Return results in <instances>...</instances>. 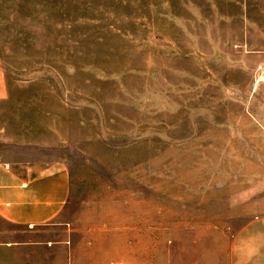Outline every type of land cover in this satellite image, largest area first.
Instances as JSON below:
<instances>
[{"label": "rangeland", "instance_id": "1", "mask_svg": "<svg viewBox=\"0 0 264 264\" xmlns=\"http://www.w3.org/2000/svg\"><path fill=\"white\" fill-rule=\"evenodd\" d=\"M0 160L70 184L0 264H229L264 221V0H0Z\"/></svg>", "mask_w": 264, "mask_h": 264}, {"label": "crops", "instance_id": "2", "mask_svg": "<svg viewBox=\"0 0 264 264\" xmlns=\"http://www.w3.org/2000/svg\"><path fill=\"white\" fill-rule=\"evenodd\" d=\"M69 188V171L62 161L0 160V220L28 229L47 224L63 209ZM10 242L4 250L19 245ZM229 264H264V221H251L238 231Z\"/></svg>", "mask_w": 264, "mask_h": 264}]
</instances>
